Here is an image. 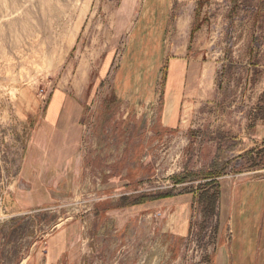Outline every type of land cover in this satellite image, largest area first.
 I'll return each instance as SVG.
<instances>
[{"label":"rangeland","instance_id":"rangeland-1","mask_svg":"<svg viewBox=\"0 0 264 264\" xmlns=\"http://www.w3.org/2000/svg\"><path fill=\"white\" fill-rule=\"evenodd\" d=\"M263 2L0 0V264L212 261L220 181L264 178Z\"/></svg>","mask_w":264,"mask_h":264},{"label":"crops","instance_id":"crops-1","mask_svg":"<svg viewBox=\"0 0 264 264\" xmlns=\"http://www.w3.org/2000/svg\"><path fill=\"white\" fill-rule=\"evenodd\" d=\"M65 98L63 93L55 94L46 122L53 130L49 133L53 138L51 143L63 140L66 154L76 160L83 136L80 114L67 110L62 115L60 108ZM235 187L232 181H220L218 218L221 230L212 261L207 264H264V178ZM175 207L172 215L176 216V221L167 226V231L185 237L190 231L192 201L182 198Z\"/></svg>","mask_w":264,"mask_h":264},{"label":"trees","instance_id":"trees-1","mask_svg":"<svg viewBox=\"0 0 264 264\" xmlns=\"http://www.w3.org/2000/svg\"><path fill=\"white\" fill-rule=\"evenodd\" d=\"M238 2V0H235V3H237ZM263 7H264V2L263 3H260L259 5H258V11L255 13V17H259L260 16V14H261V12L263 11L262 9H263ZM217 176H220V175H217ZM213 183L215 184L216 183V185H217V182H216V180H213ZM170 196H172V194H167V195H165V196H160V195H158V196H153V197H149L148 199H151V200H155V199H158V198H164V197H170ZM147 198H143L142 199V201H145ZM215 201H217V198H215V196L213 197V200H212V205H216L215 203Z\"/></svg>","mask_w":264,"mask_h":264}]
</instances>
